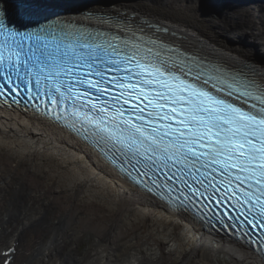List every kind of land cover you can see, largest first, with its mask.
I'll return each mask as SVG.
<instances>
[{
  "label": "snow or ice",
  "instance_id": "6c2138e0",
  "mask_svg": "<svg viewBox=\"0 0 264 264\" xmlns=\"http://www.w3.org/2000/svg\"><path fill=\"white\" fill-rule=\"evenodd\" d=\"M19 7L37 27L5 35L0 20V97L16 102L23 88L31 99L34 80L53 105L66 109L71 101L68 126L134 183L163 196L156 189L172 192L174 181L183 186L175 189L180 205L191 202L189 193L217 205L234 200L245 227L261 233L264 255V80L207 73L156 41L144 45L142 36L102 38L109 34L59 18L39 23L57 15L50 0H20ZM52 116L67 121L55 109ZM14 252L3 253L4 264Z\"/></svg>",
  "mask_w": 264,
  "mask_h": 264
},
{
  "label": "bare ground",
  "instance_id": "6f19581e",
  "mask_svg": "<svg viewBox=\"0 0 264 264\" xmlns=\"http://www.w3.org/2000/svg\"><path fill=\"white\" fill-rule=\"evenodd\" d=\"M50 3L62 17L123 30L131 26L85 12L142 18L193 55L264 80V0ZM12 241L19 245L14 264H264L248 246L206 231L132 185L63 127L0 106V249Z\"/></svg>",
  "mask_w": 264,
  "mask_h": 264
},
{
  "label": "rangeland",
  "instance_id": "374dc122",
  "mask_svg": "<svg viewBox=\"0 0 264 264\" xmlns=\"http://www.w3.org/2000/svg\"><path fill=\"white\" fill-rule=\"evenodd\" d=\"M209 54H212V52L209 53ZM15 200L17 201V206L19 207L20 204H21V197H16ZM36 208L38 209V208H40V206H37ZM35 211L38 212L37 210H35ZM18 228H23V229L26 231V229L22 226V224H20V225L18 226ZM91 241H92V238H91L90 236H88L87 239H83V240L81 241V243H80L81 245L79 246V248H78V250H77V252H76V254H78L79 257H81V256H82V253H84V252L89 248ZM8 243H9V242H8ZM80 254H81V255H80ZM113 257H114V256H111V257H110L111 259H113V262H112V263L115 262V259H114ZM145 259H146V261H147V257H146ZM99 261H102V260L100 259Z\"/></svg>",
  "mask_w": 264,
  "mask_h": 264
}]
</instances>
